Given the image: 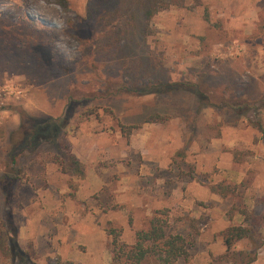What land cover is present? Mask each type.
<instances>
[{
    "label": "rangeland",
    "instance_id": "1",
    "mask_svg": "<svg viewBox=\"0 0 264 264\" xmlns=\"http://www.w3.org/2000/svg\"><path fill=\"white\" fill-rule=\"evenodd\" d=\"M98 3L0 0V232L26 254L0 264H111L106 228L131 245L159 213L175 264H230V226L264 264V0L160 1L131 41Z\"/></svg>",
    "mask_w": 264,
    "mask_h": 264
},
{
    "label": "trees",
    "instance_id": "2",
    "mask_svg": "<svg viewBox=\"0 0 264 264\" xmlns=\"http://www.w3.org/2000/svg\"><path fill=\"white\" fill-rule=\"evenodd\" d=\"M160 1L164 0H99L97 8H99L98 11L101 10V19L105 18L107 21L113 18L117 20L121 24V29L117 34L122 33L131 41L136 35H139L140 38L145 37L147 21L162 7V4L158 6ZM109 27L113 29L112 24ZM115 34L116 32L114 30L113 32L110 31L111 37ZM184 87L186 86L183 83H170L154 86L153 89L176 91ZM196 93L199 101H203L204 103L207 100V97L201 91L196 90ZM227 105L232 109L239 106V104L234 102H228ZM60 162L61 169L64 173L69 175L83 174L82 164L69 152L63 154ZM210 190L222 197L233 194L235 191L233 187L222 184L211 185ZM234 212L233 209H230L227 214L231 218ZM238 212L245 216V220L251 219L252 213L246 209L238 208ZM159 215L164 216L162 213H159ZM161 216L153 217L147 229L137 231L135 233V240L131 245L121 242V231L109 225L106 228V232L111 237V264H175L180 258L185 257L187 254V242L185 238L178 234L169 233L167 223ZM250 237L251 230L247 226H230L226 229L224 232V244L226 246L224 258L230 264H251L256 260V252L251 253L244 250H233L237 242L244 239L250 240ZM17 249V244L13 238L11 236L9 237L4 230H1L0 252L9 258L21 257L25 260L26 254H21ZM30 254L31 252L28 253L29 256ZM208 264L217 263L212 261Z\"/></svg>",
    "mask_w": 264,
    "mask_h": 264
}]
</instances>
